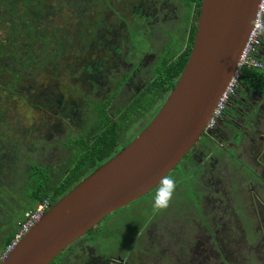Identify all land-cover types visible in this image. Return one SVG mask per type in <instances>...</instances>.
<instances>
[{
    "label": "flooded vegetation",
    "instance_id": "1",
    "mask_svg": "<svg viewBox=\"0 0 264 264\" xmlns=\"http://www.w3.org/2000/svg\"><path fill=\"white\" fill-rule=\"evenodd\" d=\"M197 1L110 0L109 13L129 32L134 21L131 16L138 12L153 30L167 29L165 34L172 38L170 44H178L177 32L181 30L186 41L197 22ZM100 2L101 8L103 1ZM125 39L126 45L129 33H125ZM100 40L104 39L98 38L96 48L99 71L96 101L113 90L117 96L121 88L129 87L132 77H127L121 87H117L118 79L113 81L119 68L128 71H123L121 77L134 76L126 64V54L118 52H123L122 40L109 39V47ZM134 52L141 58L144 56L142 52ZM259 57L264 59V36ZM141 87L143 84L136 94ZM263 97L264 92H236L221 121L205 131L199 138L202 140L198 139L157 185L159 190L153 194L157 197H149L148 204L137 208L138 218L133 217L135 212L130 207L157 186L106 216L98 227L62 251L52 264H230L229 252L252 247L245 240L247 229L252 235L264 229ZM125 207L129 208L122 210ZM263 237L261 234L259 247L255 248L264 246ZM107 244L109 247H105Z\"/></svg>",
    "mask_w": 264,
    "mask_h": 264
},
{
    "label": "trees",
    "instance_id": "2",
    "mask_svg": "<svg viewBox=\"0 0 264 264\" xmlns=\"http://www.w3.org/2000/svg\"><path fill=\"white\" fill-rule=\"evenodd\" d=\"M102 1L100 8V0H0V134L3 125L4 131L8 128L3 109L4 97L6 102L12 96H20L29 105L48 115L58 106L53 114L59 115L63 105L69 100L73 101L75 94L95 112L90 133L78 134L65 143L73 151L64 171L52 176L49 166L34 164L25 170L24 189L31 209L45 198L49 199L51 205L54 204L82 178L126 146L155 116L187 61L196 23L182 46L172 43L165 46L148 82L124 106L111 112L110 105L116 90L99 97L98 101L91 99V89L88 87L95 86L99 76L96 56L98 38L104 39L100 42L105 47L111 46V30L115 29L114 33L117 31L116 27L105 24L107 28L100 27L101 36L98 35V26L112 21L110 0ZM199 2L195 9L196 19ZM101 10L105 11V15ZM68 22L77 24L70 25ZM70 38L73 40L69 41ZM64 77L69 79L72 93L62 92L60 84ZM127 77L118 78L117 87H121ZM38 82L41 84L38 85ZM239 82L238 93H262L264 71L243 69ZM25 210L14 221L17 218L22 221ZM13 222L8 224L12 229L2 239L0 252L14 236L16 224L13 225ZM6 226L5 223L4 228Z\"/></svg>",
    "mask_w": 264,
    "mask_h": 264
},
{
    "label": "water",
    "instance_id": "3",
    "mask_svg": "<svg viewBox=\"0 0 264 264\" xmlns=\"http://www.w3.org/2000/svg\"><path fill=\"white\" fill-rule=\"evenodd\" d=\"M260 0H200L185 66L150 122L52 204L0 264H51L106 216L155 188L206 134ZM208 134V133H207Z\"/></svg>",
    "mask_w": 264,
    "mask_h": 264
},
{
    "label": "rangeland",
    "instance_id": "4",
    "mask_svg": "<svg viewBox=\"0 0 264 264\" xmlns=\"http://www.w3.org/2000/svg\"><path fill=\"white\" fill-rule=\"evenodd\" d=\"M102 14L105 15L104 10ZM111 17L113 25L109 24L107 26L116 27L118 32L114 33L115 29L111 30L110 39L114 40L120 38L122 40L123 52L121 50L118 52L120 54H126V64L129 66L131 73L134 72V76H130V74L128 76L132 77L129 87L121 88V90L118 91L111 107V112L113 113L118 107L124 106L136 94L138 87L147 82L150 78L149 75L151 74L152 65L156 64L158 61L164 49V44H168L172 38L170 35L165 34V31H167L165 28H155L154 30L150 28L145 20L141 19L138 12H136L134 16H131L134 20V24L132 23L130 25L131 28L129 32L127 27L123 28V26L120 25V20L114 16ZM68 23L70 25L77 24V22ZM153 25L154 24H152V27ZM100 27L103 29L107 27L102 23L98 26V35L101 36L99 32ZM125 33H129V39L126 45ZM177 33H179V40L177 39L179 42L178 45L182 46L185 42V37L182 36L181 30ZM135 50L139 53L142 52L144 56L141 58L138 54L136 55L134 52ZM123 71L126 70H121L119 68L118 71L113 74V81L120 78L121 74L124 73ZM5 80L9 81V78L5 77ZM68 80L67 77H64L63 82L60 84L62 85L61 90L63 93H72V87L68 83ZM40 84L41 83L38 82V85ZM102 85L105 88V83L103 81ZM88 88L91 89L90 98L93 100L96 99L99 88L98 85L89 86ZM139 89L141 90V88ZM72 97L73 101L69 100L66 102L63 108H61L62 111L59 115L53 114L58 106L51 112L48 111L52 113L48 115L37 110L36 107L29 105L27 101L20 96H12L6 102L5 97L3 98V109L5 110L8 128L4 131L3 125L0 134V243L12 229V226L10 227L8 224L13 222L15 217H19L18 215L24 208L26 209L25 213L31 209L29 208L30 205H28L27 194L24 189L25 170L28 169L31 164H34L45 167L49 166L52 171V176L54 173L64 171L73 151V148L65 145V143L76 138L78 134L87 135L90 133V126L93 125L95 112L88 108L84 102L77 99L75 94H73ZM134 129H136V127L132 129V132ZM201 140L202 138L199 139L198 142ZM231 152L235 154L234 150ZM231 162L234 163L232 158ZM158 190L159 186L149 194L143 196L141 200L132 205L130 209L135 212L141 204H148L147 201L149 197H157V195L153 194ZM24 204L25 206H23ZM128 208L129 207H125L122 210H127ZM133 217L138 218L139 215L135 212ZM20 221L21 220L17 218L13 222V225L16 224L17 227ZM5 223L7 226L4 228ZM262 226L264 227V224H262ZM257 232V234L252 235V231L247 229L245 240L247 245L252 244V247L247 246L245 250L241 249L239 252L237 250H234L237 252H229L228 254L230 255L227 254V258L230 264H264V246L255 248L260 244L258 239L261 234L262 237L264 236V229H258ZM262 243H264V237ZM226 244L229 245V242ZM108 245L110 244L104 246L109 247Z\"/></svg>",
    "mask_w": 264,
    "mask_h": 264
},
{
    "label": "built area",
    "instance_id": "5",
    "mask_svg": "<svg viewBox=\"0 0 264 264\" xmlns=\"http://www.w3.org/2000/svg\"><path fill=\"white\" fill-rule=\"evenodd\" d=\"M264 36V0H260L252 27L249 31L246 43L239 56L236 70L229 79L224 91L218 99L215 108L208 119L205 131H210L221 121L224 111L235 96L237 89L240 87V76L243 69H257L264 71V59L259 57V49ZM51 206L48 198L43 199L32 209L25 213L24 219L18 223L12 240L0 252V262L6 257L8 252L16 245L20 238L26 234L45 214Z\"/></svg>",
    "mask_w": 264,
    "mask_h": 264
},
{
    "label": "crops",
    "instance_id": "6",
    "mask_svg": "<svg viewBox=\"0 0 264 264\" xmlns=\"http://www.w3.org/2000/svg\"><path fill=\"white\" fill-rule=\"evenodd\" d=\"M263 153H264V148H263V152H262V154H261V156L263 155V158H262L263 161H262V162L264 163V154H263Z\"/></svg>",
    "mask_w": 264,
    "mask_h": 264
}]
</instances>
